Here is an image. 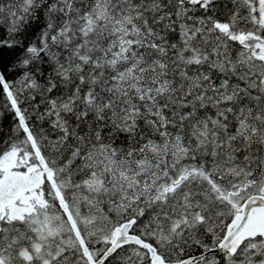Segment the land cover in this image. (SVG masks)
<instances>
[{
	"label": "snow or ice",
	"instance_id": "snow-or-ice-1",
	"mask_svg": "<svg viewBox=\"0 0 264 264\" xmlns=\"http://www.w3.org/2000/svg\"><path fill=\"white\" fill-rule=\"evenodd\" d=\"M0 264H264V0H0Z\"/></svg>",
	"mask_w": 264,
	"mask_h": 264
},
{
	"label": "trees",
	"instance_id": "trees-1",
	"mask_svg": "<svg viewBox=\"0 0 264 264\" xmlns=\"http://www.w3.org/2000/svg\"><path fill=\"white\" fill-rule=\"evenodd\" d=\"M5 2H6V0H5ZM3 33L2 32H0V35H2Z\"/></svg>",
	"mask_w": 264,
	"mask_h": 264
}]
</instances>
